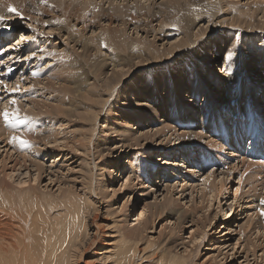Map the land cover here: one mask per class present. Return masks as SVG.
<instances>
[{
    "label": "bare ground",
    "instance_id": "bare-ground-1",
    "mask_svg": "<svg viewBox=\"0 0 264 264\" xmlns=\"http://www.w3.org/2000/svg\"><path fill=\"white\" fill-rule=\"evenodd\" d=\"M98 1H101V4H98ZM133 1L137 2L136 4L139 6V8L133 5L130 6L127 0H0V16H4L5 18L4 20L0 21V50L3 49L2 52H0V83L3 86H9L10 74L14 72L17 73V71L22 70L24 64L22 60L23 56H21L19 51L16 52L18 49H15L16 51L13 50L12 53H9L12 48L14 49L16 47L13 46L12 48H10V50L9 47H7L8 49H5L6 45L11 44L10 40L13 35L12 28L15 27L14 25H11V20L14 17H20V22H22L24 18H28V21L31 23L29 28H31V26L33 25V27H36L37 30L41 29L43 31L41 32L44 33L43 36H47V39L53 40L55 38H65V40H67V43L70 40V36L73 35L71 32V21L75 20L78 25L82 26L80 28L82 29L80 35H74L70 41L74 45H79V49L82 48V54L85 60V65L77 62L75 59L74 62L69 65L71 71H73L74 76L79 74V76H76L77 82H75L76 84H78V86L73 92V90L70 88L72 86V83L68 81H62V71H58L60 68L56 67L57 70L55 71L57 72V74L56 72H52L48 79H51L49 81L50 83H54L55 89H59L60 86L59 91H56V93H51L48 98L46 97L47 95L45 97L42 96L43 100H40V102L37 104V107L39 109L45 110V114H55L58 119H65V121L68 122V126L74 124V126L72 127H74L75 130L76 128L79 129L74 131L82 133L81 139L78 140L77 137H74V139L72 140L74 144H79L80 148H74V146H72V149L76 151L84 149L85 151L90 152V145H94V140H97V142L100 141V138L97 137L93 139V137L94 134H96L95 131L97 130L96 126L98 125V123L102 124L103 118L101 116L100 107L103 105V111V109H105V103L101 99L104 100L108 98L105 101L106 103H108L109 100L112 99L111 97L113 96L115 87L121 85L123 83L122 81L125 79H127L128 81L129 79H132V77H137L140 73L146 74L145 71L147 70V68L153 69L150 70L149 73H155L153 78L151 79L152 82H150V84L147 86V88H149V92L147 93V95L151 98L149 94L151 93L153 95L152 100H157L156 98L159 96L158 93L161 89L160 86L165 88L169 85L168 87H166V93L170 94L166 95V98H163V100L169 97L172 103L175 102V98H178L179 95L174 98L173 95L175 93L181 92L180 90L185 89V86H180L178 88L175 87V78L177 77L178 80L183 82L187 76V74L183 76L182 70L180 68H177V63L181 61V59L179 60V57L182 55V53H185V51L188 50L189 54L192 53V51L194 50L193 46L198 45L196 44L197 40L207 38L208 35L214 33L213 31L215 28L213 27L217 26L214 21L218 19L219 14L228 15L227 13H229L228 16H230V19L227 20L228 29L241 27L246 33H255L258 32L257 30L264 27V22L257 23V25H255L257 17H261L262 19H264V4L262 5V3L264 2L257 0H253L252 2H250V4L245 2L246 6L244 7L241 4L238 5L241 7H236L232 3L229 6L227 4H223L221 0H193L188 2H184V0H166V2L160 4L162 10H158V8L156 7L157 9L151 11L145 8V4L147 2H150L152 5V0H146L145 3H140L142 0ZM74 2L79 3L81 6L76 5ZM10 7L15 8L20 13V15L10 13L8 11ZM225 7H227L228 11L223 10ZM232 8H236V10L238 9L239 13L235 16H231V12L229 10H231ZM174 16H177V18L174 19ZM55 17L58 18L55 19ZM205 19H207L208 22L211 21V25L206 29L199 28L197 29L198 31L194 33V28L197 26H195V23H199L200 21ZM143 23L144 25L141 28ZM134 25L136 27H133L135 28L133 30L137 35L143 34L145 35L146 39L153 38L154 41L162 42L163 44L168 43V40H171L170 37H172L173 34H171L170 32L175 31L172 29H167L170 26L174 25L175 28L178 27L176 31L183 33V36L181 37V39L178 38V41L171 43L170 47L165 52H162L160 50H153L152 48H155L153 45L154 42L151 43L150 41H145L143 40V38H141L142 36L137 39H132L131 42H128L127 38H125V33H128L129 29ZM154 25L155 27H153ZM198 26L200 25L198 24ZM8 27H10V29H7ZM112 27L114 28L112 29ZM217 27H221V25ZM1 28H3L4 31H2ZM88 29L95 30L93 31V33H95L97 30L101 31V29L104 32L96 36L94 35V37L90 36L89 39L87 38L88 40L86 44L82 45L81 37L87 35L85 31ZM49 32L52 34H50ZM236 34L239 35L238 32ZM33 38L35 39V37ZM258 38L261 39L264 44V36L262 35L256 37L252 36L244 39L245 42L253 44V41H258ZM29 39L31 38L29 37L25 40L21 39L20 42L22 43L24 40L25 43L28 44L27 46H29V48L33 52L38 49V46L36 43H34L35 41L33 39ZM133 40H135V42H133ZM46 42L47 41H43L42 43L46 44ZM4 43H6L5 46ZM62 43V45H65V49H67L68 45H66L64 41ZM24 49L27 50V53L31 54L27 47H24ZM53 49H56V47H53ZM6 50L9 51L6 52ZM38 52L40 54L42 53V51ZM94 52L95 54L90 57V55ZM228 53L235 55V47H231ZM4 54L5 56H7L6 58L2 57ZM97 54H99V56H96ZM195 54V52L194 54L192 53V55H194L193 58H200ZM56 56L60 57V55L55 52V56L52 58V60L56 59ZM43 57L44 56L41 55L39 58L43 59ZM196 58H194V62L199 61ZM201 58L203 57L201 56ZM40 59L38 61H40ZM29 60L31 62V59H27L25 61L28 62ZM203 60H205V62L208 61L207 59ZM248 61L254 63V58L248 57L246 60V66H249L247 64ZM242 62L243 58L241 57L226 60L223 65V68H225L226 70H223V76L225 77V79L227 77V74L229 73L228 69L230 66H227L229 65L228 63H230L232 67L234 64L237 66L235 69V73L234 75L232 74V69L231 76L233 77L229 80H226L224 83L222 77H220V79H222L221 81L219 78H217L220 83L225 85V91L229 89L228 93L235 92L236 86H238V83L243 80L241 78L242 76L245 75L247 77V80L250 81V75L244 74L249 73L241 68ZM109 63H111L110 66L106 67V65ZM257 63L260 67L264 66V61L261 58L257 59ZM173 65H176V67L173 68ZM191 65L194 64L191 63ZM19 66L20 68L18 69ZM47 66L50 68L52 66V63L47 64ZM198 66L196 71L191 70L190 67L189 70L191 72L195 71L197 73L199 71ZM4 67H7V70H5V72L3 71ZM163 67L167 69H164ZM28 68L29 67H25V69ZM202 68L205 69L204 71L209 72V74L207 73V76H209V78L212 77V71L209 67L206 66V63H204ZM250 70L252 74H257V72L253 68H251ZM23 71H21L20 73V78L23 77L27 72L26 70L24 72ZM28 73H30L31 76V72ZM82 73L86 74L83 75ZM214 73L215 72H213V74ZM159 74H164V76H166L162 80L164 83L159 82V79H157ZM102 76H104L103 79L105 80L103 85L100 84V81L97 79H95L94 82L91 81L93 80V78H100ZM25 77L26 79L24 78V80H27L29 78L27 74ZM240 78L241 81H239ZM256 79L259 80L258 87L255 90L251 88V90H248V93L246 94H249V92L251 91L252 98L256 96L254 92H256L257 95L261 94V98L263 100V102H261V105L263 106L264 70H262L260 74L257 75ZM45 80L47 79H43V85L42 83L35 82L34 84L38 88L41 86L43 88H45V86L50 87V83L44 86ZM222 84L218 85L220 86ZM16 85L17 84H15V87ZM216 85L212 84L211 88H216ZM247 85L249 86L250 82H248ZM211 88L206 90L207 93H211ZM240 88L242 87L240 86ZM127 89L129 90V88ZM243 89L246 88L244 87ZM131 90L133 91V88ZM134 93H139V91H136ZM75 94H78L79 97L73 96ZM237 94L238 93H236L235 97L237 96ZM63 95L65 96L64 99L62 98ZM121 95L118 94L117 97H123V95L125 94H123L122 96ZM224 95L225 97L218 95V99L221 100L219 102V105L225 107L223 112L218 111L215 108L213 110L211 109L210 112L206 111V109L199 108L192 116V120L189 118V120L186 119L188 122L184 119L185 116H182V114L178 113L180 117L177 118V120L181 119V123L187 122L191 126H193V128L199 127L201 134L197 133V129H193L194 132L196 131V134L187 135L185 137L186 141H180V143H178L180 147H172L177 142H173V140L177 138V136L175 134V137L169 135L170 137L167 139V142L171 143L170 149L167 148L166 153H163V160H159L157 158L158 156L156 158L153 157L155 165H152V168H155L157 171H162L163 176L165 174V171L169 170L165 166L167 163H169V161L174 164L171 165V167L173 166L172 172L177 173V171L181 169L183 171L181 175L201 173L205 171L206 168H211L205 173V185L215 172L220 171L218 169H226L227 172L222 173H229L227 174V176H230L234 173L241 174L242 170H244L241 178H243L244 174L249 175V179L245 178V182L251 180L247 187H249V193L253 195L258 191L261 192L264 185V183L256 180L258 176L264 174V171H262L264 167V112L255 108L253 105H250V103H247L245 99L241 97L236 102V105L239 107V109H230L228 108V106L230 103L233 104V101L230 97H228V94ZM138 96L140 95L138 94ZM124 98L125 97H123V99ZM223 98L224 100H222ZM162 101L159 103L160 106H163ZM116 103L118 104V102ZM126 103L128 102L126 101ZM130 103L131 102L129 101V104ZM144 105H147V107H151L150 105L148 106V104ZM181 107L182 112L189 114L187 111L189 107L187 105H182ZM123 108L129 109L130 107H128L127 105V107ZM77 109H82V112L78 113L80 116L79 118L76 117ZM141 110L143 112H146L144 111V108H141L140 112ZM191 110L193 111L195 109ZM109 111L110 110L108 108V110L106 111L108 112V116H103L105 118V121H103V123L105 122V124L111 128L115 121L112 123V118L109 115ZM32 112L34 113L33 110ZM128 113L129 112L127 111L125 115ZM225 116H227L228 120L225 119ZM144 117L147 118L146 116ZM73 118H77L81 122L85 123L87 127L85 125L75 124ZM109 118L111 119L110 123ZM128 119L129 118H127L126 116L121 121L123 126L121 125V123L120 126L124 127L128 125L130 122H128ZM46 120L47 118H43V122H45ZM132 120V123L138 124L141 118L133 117ZM157 121L160 120L157 119ZM38 124L39 123L37 121L34 123L31 133L34 135L38 134L37 138L43 137V142L47 141V149H53V145L55 144H59L60 146L67 143L60 139V133L57 132L58 130L62 132V126L57 127L58 124H55L56 129L53 131V134L50 137H44L43 133L40 134L39 131L35 132ZM144 124L145 123L143 122L141 125ZM145 126L147 125L145 124ZM117 129L115 130V132H118L117 135L119 133H125L126 135L130 136V139L126 138L125 141L119 142V144H121V148H132L134 145H127V142L129 143L133 137L132 132L126 131V127L124 130ZM89 131L92 132V136L90 137V139L88 138ZM109 131L111 130L109 129ZM159 132L160 130H158L157 133ZM205 132L207 133L206 135H204ZM168 134L164 133L162 137H159H167ZM144 136L147 137L148 135ZM135 140L140 141L141 139ZM13 142L14 141L11 138H8L6 144L9 146H13ZM85 142L88 143L85 144ZM116 145L118 146V144ZM245 145H248V147L244 154H242V149L245 148ZM96 146V148L98 149L101 145L98 142ZM189 147H193V149H186ZM121 148L119 150H122ZM10 149H13L14 151H16V149L21 151L24 150V148H21L19 144H16V146ZM197 149H200V152ZM219 149H222L223 151H220ZM52 151L54 152V150H48L43 154L48 157L52 154ZM139 152L142 153V151ZM217 152L221 155H219ZM98 154L99 157H101L102 152ZM7 155V158L0 162V264H135L137 263V261H141L142 259L141 254H143V248H141V246H144L145 249H150L147 253H150V251L155 247L154 243L146 241V236L147 234H151V232L149 231H152L157 219L160 218V214L155 211L156 209H158V211H163V213H161L162 215H167L171 218H175L176 215H178L175 223V225H177V228L180 227L182 223L186 224V221H184V217L187 214L186 211H184V213L177 214L176 211L170 210L167 213L166 199L163 203L150 205L146 202V199H142L144 198L142 193H136V195H139L138 197L142 199V203L140 205L144 204V206L141 210L140 216L137 218L138 224L135 226V229L124 230L122 224L119 223H116L114 227L107 225L103 226V223L97 222V216H95L94 213H90L85 219L84 223H82V225L80 226L83 218L81 203L84 201H79L78 199L67 195V193L78 194L77 192L71 190L64 191L63 188H59L60 194L64 196L57 198L61 200V205L66 208V214L60 215L59 211H62V209L57 204L59 200L54 204H51L50 201L48 202V200L52 198V196L49 198L46 194H43L42 196L41 194L37 193L38 190L36 191V187H31L30 184L28 185L29 182L27 176L30 174L28 172V168H25V170H23L24 172L26 171L25 173L22 172V170L21 172L16 173L17 171L15 169L18 166L17 162L19 158H15L13 161L15 164L12 165L10 169H7V162L14 158L9 154ZM140 155L141 154H136L134 156L132 155L131 158L123 159L122 163L124 162V160L127 163L125 164L124 162L123 167L121 168V166L119 167L118 165L119 162L117 163V165L116 162H114V160L118 161L122 158L118 154L117 157L113 158L114 160L106 161L105 163L103 162L100 165V169L107 171V168H109L107 166L108 163L111 165L109 172L113 173L111 175H106V179H109L111 184H115L117 182L116 180L126 179V183L124 186L128 184V187H130L133 181H137L138 186L144 188L145 186H147V184L150 183L148 179L152 180V184L154 183L153 177L151 176V174H149L153 172V169L149 168L150 165L144 168L141 166V164L145 162H142L140 159H138V157H143ZM66 157L68 158V155ZM222 157L226 158L224 163H222ZM162 161H165V164L163 166H160L159 162ZM31 166L36 171L34 178V182L36 183L39 180V172L41 170V166L39 165V162L34 160L32 161ZM20 169H22V166H20ZM114 169L115 171H111ZM116 171L117 174H115ZM119 172H121L122 174L125 172L126 176L121 177V175H118ZM16 176H18L17 179ZM91 176L92 180L90 181V187L92 188V190L90 194H86L85 196H91L93 203L98 206L101 201L98 200L97 197L102 195L99 194L95 196L96 198L93 197L94 193L96 194V192L98 191V188L95 190L93 189L94 175L91 174ZM164 178H167V176H165ZM184 182L185 181H183L182 183ZM180 183L181 182H178V184ZM102 184L103 182L101 183V185ZM101 185L99 186V188L101 187ZM244 186L242 188H244ZM25 187H27V189ZM202 191L203 193L207 191V194L211 199L214 197L212 191L209 190L208 186H204ZM139 192H144V190H139ZM134 207L135 206H133V209ZM93 210H96V207H92L91 211ZM108 214L110 213L108 212ZM171 218H167L166 221L169 223H173V220ZM84 226L86 229L85 234H83ZM190 238L191 242H196L199 239L195 237V235H191ZM201 240L202 242L204 241L203 239ZM202 242H199V244L201 243L200 246L198 244L199 247L203 245ZM185 247L187 252V250L189 249V244H186ZM155 248L156 250L152 251L153 253L151 252L152 254L150 256L158 254L157 251H159V257H156L157 264H195L193 263L194 257L192 250L188 255L179 256L178 254L175 255L172 252L164 253L163 250L161 251V247L159 246ZM163 255H165V257L167 258L169 256H171L172 258L169 257V260H166ZM161 257H164L166 261L162 262L163 259H161ZM153 258L155 259V257Z\"/></svg>",
    "mask_w": 264,
    "mask_h": 264
},
{
    "label": "rangeland",
    "instance_id": "rangeland-1",
    "mask_svg": "<svg viewBox=\"0 0 264 264\" xmlns=\"http://www.w3.org/2000/svg\"><path fill=\"white\" fill-rule=\"evenodd\" d=\"M188 1H193V0H184V2H188ZM221 1L223 4H227L229 6L232 3L236 7H241L238 6L240 4L244 7L246 6V3L250 4V2H252L253 0H249V1L240 0L241 2L239 0H221ZM257 1L264 2V0H257ZM127 2H129L130 6L133 5L139 8V6L136 4L137 3L136 1L127 0ZM145 2L146 0H142L140 3H145ZM163 2H166V0H152V5L150 2H147L145 4L146 5L145 8L149 11L157 8L158 10H162L160 4H162ZM74 3L78 6H81L77 2ZM97 3L101 4V1H98ZM263 4L264 3H262V5ZM223 10L228 11L227 7H225ZM229 11L231 12L230 13L231 16H235L236 14L239 13L238 9L236 10V8L234 9L232 8ZM227 14L229 15V13ZM228 15L219 14L218 19L214 21V23H216L217 26L221 25V27H217V26L213 27L216 29V30L214 29L213 31L214 33L208 35L207 38L199 39L196 41V44L198 45L195 44L196 46H193L194 50L191 51L193 54L195 52L196 53L195 55H198V57H200V58L194 57L199 61L194 62L195 61L193 58L194 55H192V53L189 54L188 53L189 50L185 51V53H182V55L179 57V60L181 59V61L177 63V68H180L182 70L183 76L187 74L188 77L186 76L183 82L178 80L177 77L176 78L174 77L176 80V85H175L176 88L180 86H185V89L180 90L182 93L178 92L173 95V98L179 95L178 98H175V102L172 103L169 97L163 100V98H166L165 97L166 95L170 94V93H166V87H168L169 85L166 86L165 88L160 86L161 89L160 92L158 93L159 96L156 98L157 100H152L153 95L151 93H149L151 98L147 95V93L149 92L148 91L149 88H147V86L150 84V82H152L151 79L155 74L153 72L149 73V71L153 69H148V68L145 71L147 75L145 73H140L138 74L137 77L135 78L132 77V79H129L128 81L127 79L123 80L122 84L124 86L121 84L115 87L113 96L111 97L113 100L110 99L111 101L109 100V102L106 103L105 101L108 98L104 100L101 99L105 103L104 104L105 109H103V111L106 114L102 111L103 108L102 105L100 107L101 116L103 118L102 124L98 123V125L96 126L97 130L95 131L96 134H94L93 137V139L97 137L100 138V141L98 142L100 143L101 146L100 148L97 149L96 145L98 142L97 140H94V145L93 144L90 145L91 147L90 152L85 151L84 149H81L79 151L72 149V146H74V148H80L79 144L77 145L74 144L72 140L74 139V137H77L78 140H80L82 134L75 132L78 128H76L75 130L74 127H72L74 126V124L68 126V122L65 121V119H58L55 114L53 115L45 114V110H41L37 107V104L40 102V100H43L42 96L45 97L47 95L46 97L48 98V96H50L51 93H56V91H59L60 89V86L59 89H55L54 83H50L49 81L51 79H48L52 72H56L55 71L57 70L56 67L60 68L58 71L60 70L62 71V75H61L62 81H68L72 83V86L70 88L73 90V92L78 86V84H76L75 82H77L76 76H79V74L74 76L73 71H71L69 65L74 62V59L77 62H80L83 65H85V60L83 58L84 56L82 54V48L79 49L80 48L79 45H74L70 41L74 35H78V36L80 35V33L82 32V29L80 28L82 26L78 25V23L75 20L71 21L70 25H71V32L73 35L70 36V40L67 43V40H65V38H61V39L55 38L53 39L54 41L47 39L46 38L47 36H43L44 35V33H42L43 31L41 29L37 30V28L33 27V25L31 26V28H29L31 23L28 21V18H24L22 22H20V17H14L11 20L12 22L11 25L15 26L14 28L11 27L13 29V35L10 40L11 44L6 45L5 49H8L7 47H9L10 50V48H12L13 46L16 47L14 49L12 48L9 53H12L13 50L18 49L17 51L16 50L15 51L16 52L19 51L21 56H23L22 60L24 64L22 70L17 71V73L14 72L10 74L9 76L10 83L8 87L3 86L0 83V162L7 158L8 156L7 154L14 157L7 162L8 165L7 169H10L11 166L15 164L13 162L14 159L19 158L17 162L18 166L15 169L17 171L16 173L21 172V170L22 172H24L23 170H25V168H28L29 169L28 172L30 173L27 176L29 182L28 185L30 184L31 187H36V191L38 190L37 193L41 194L42 196L43 194H46L48 198L52 196V198L48 200V202L50 201L51 204H54L56 201L59 200L57 204L62 209V211H59L60 215L66 214L65 213L66 208H64L61 205V200L57 198L64 196L60 194L59 188H63L64 191L71 190L77 192L78 194L67 193V195H70L71 197L78 199L79 201H84L81 203L83 210L82 212L83 218L80 223V226L82 225V223H84L85 219L88 217L90 213L92 214L94 213L95 216H97L96 219L97 222L103 223V226L107 225L114 227L116 223H119L122 224L124 230H132L136 228L135 226L138 224L137 218L140 216L141 210L144 206V204L140 205L142 203V199H146V202L149 203L150 205L163 203L164 200L166 199L167 213L170 210L176 211L177 214L184 213V211L187 212V214L184 217L185 219L184 221H186V224L182 223L180 227L177 228V225H175V223L178 215H176L175 218H171L170 216L162 215L161 213H163V211L161 210L158 211V209H156L155 211L160 214V218L157 219L156 224L153 227L152 231H149L151 232V234H147L146 236L147 242L154 243L155 247L157 246L161 247V251L163 250L164 253L172 252L175 255L178 254L179 256L188 255L192 250L194 257L193 263L195 264H207V263L264 264V185L262 187L261 192L258 191L256 194L251 195L249 193V187H247V185L251 182V180L245 182V178H248L249 175L244 174L243 178H241L244 171L242 170L241 174L234 173L230 176H227V174L229 173H222V172H227L225 167H224L225 170L218 169L220 171L215 172L214 175L210 177L209 180L210 183L208 181L206 182V185H205V179H206L205 173L211 168H206L205 171L201 173L181 175L183 172L181 169L178 170L177 173L172 172L173 166L171 167V165L174 164H172V162L169 161V163L165 165L166 168L169 170L165 171L164 176L162 174V171H157L155 168H152V165H155L154 164L155 162L153 161V157L156 158L158 156L157 158L161 160L163 153L164 154L166 153L167 148L170 149L171 143L167 142V139L170 137L169 135H172L174 137L175 135L177 136V138L173 140V142L176 141L177 142L172 147H180L178 143H180V141L181 142L186 141L185 137L187 135H194L196 134V131L197 133L201 132L199 127L193 128V126L187 123L188 122L187 120L189 119L192 120V116L195 114L196 110L201 108V109H206V111L210 112L211 109L213 110L215 108L218 111L221 112L224 111L225 107L219 105V102L221 100L218 99L219 98L218 95L225 97L224 94H228V97H230L233 101V104L230 103L228 106V108L230 109L233 110L239 109V107L236 105V102L241 97L245 99L247 103H250V105H253L255 108L264 112V105L263 106L261 105V102H263L261 98L262 95L261 94L257 95V93L254 92L256 96L252 98L251 91L249 92V94H246L248 93V90H251V88L255 90L258 87L259 80L256 78L257 75L260 74L262 70H264V66L260 67L257 63V59L261 58L264 61V44L263 41L259 38L258 41L256 42L253 41V44L245 42L244 39L252 36L253 37L259 35L264 36V27L262 28L263 30L259 29L257 30L258 32L255 33H246L243 31V28L241 27L228 29L227 20L230 19V16ZM57 18L58 17H55V19ZM175 18H177V16H174V19ZM206 20L207 19L202 20L199 23H195V26L196 25L197 26L196 27L194 26L195 27L194 33H196L198 31L197 29L199 28L206 29L211 25L210 24L211 21L208 22V20L207 21ZM261 22H264V19H262L261 17H257L255 25ZM198 24L202 27L198 26ZM143 25L144 23L142 24L141 28L143 27ZM173 26L170 27L167 26L168 28L166 27L167 29L175 30L173 32L172 31L170 32L173 35L172 37H170L171 40H168L169 41L168 43L163 44L162 42L154 41L153 38L146 39L145 35L143 34L137 35L136 32L133 30L135 29L133 27H136L135 25L129 29L128 33L127 32L125 33V38H127L128 42H131L132 39H137L142 36L141 38H143V40L150 41L151 43L154 42L153 45L155 48H152L153 50H160L162 52H165L170 47L171 43L178 41V38L181 39V37L183 36V33L176 31L178 27L175 28V26L174 27ZM153 27H155V25ZM113 28L114 27H112V29ZM7 29H10V27H8ZM1 30L4 31L3 28H1ZM93 31L95 30L88 29L85 31L87 35L81 37L82 45L86 44L90 36L94 37V35L96 36L104 32L102 29L101 31L97 30L95 33H93ZM237 32L239 33V35L236 34ZM29 37L33 39L35 41L33 42L36 43L38 46V49L33 52L31 51L29 46H27L28 44L25 43L24 41ZM33 37H35V39ZM21 39H24L23 40L24 43L20 42ZM42 40L47 41L46 42L47 45L43 44ZM63 41L66 43V45H68L67 49H65V45H62ZM133 42H135V40H133ZM18 43L21 44L19 45ZM5 44L6 43H4V46ZM52 46L56 47V49H53ZM24 47H27L29 49V52H31V54L27 53V50L24 49ZM231 47H235V55L231 54V59L237 57L243 58L241 68L249 73V74L247 73L244 74L250 75V81H248L247 77L243 74L244 76H242L241 78L244 81L243 80L241 81L240 78L239 81L241 82L238 83V86H236V90L234 93H228L229 89L225 91L224 90L225 85L220 83V81L222 80L220 79V77L223 78V83L226 80L231 79L233 77L231 76L232 69H233L232 74L234 75L235 69L237 67L235 64L232 67V65L228 63L229 65L227 66H230L228 72L230 74L228 73L225 79V77L223 76V72L226 70L225 68H223V65L225 61L229 59L228 52L230 51ZM2 50L3 49H1L0 52H2ZM9 50H6V52ZM38 51L40 52L42 51L43 54L42 53L40 54ZM55 52L58 53L60 57L56 56V59L52 60V58L55 56ZM38 53L40 54V56L41 55L44 56L43 59L39 58L40 56ZM94 54L95 52L91 54L90 57H92ZM96 56H99V54H97ZM201 56L203 58H201ZM2 57L6 58L7 56H5L4 54ZM248 57L254 58V63L248 61L247 64L249 66H246V60ZM25 58L31 59V62L30 60L28 62L25 61L27 60ZM39 59L40 61H38ZM203 59H207L208 61L205 62V60ZM49 63H52V66L50 68L47 66V64ZM191 63H193L194 65H191ZM204 63H206V66L209 67L210 70L212 71V77L210 78L209 76H207V73L209 74V72L204 71L205 69L202 68ZM110 64L111 63L107 64L106 67L110 66ZM197 66L199 67V71H198L199 73L195 72ZM25 67H29V68L25 69ZM175 67L176 65H173V68ZM189 67L191 68V70H195L193 71L194 73L189 70L190 69ZM19 68L20 66L18 67V69ZM251 68H253L257 72V74L256 73L252 74L250 70ZM23 69L24 71L25 70L27 71L26 74L29 77L27 80H24V78L26 79L25 77L26 74L20 78V73L21 71H23ZM5 70H7V67L6 68L4 67L3 71L5 72ZM28 72H31V76L30 73ZM32 72L37 73V75L33 76ZM213 72L215 73L213 74ZM86 73H82V74L85 75ZM164 77H166L164 76V74H159L157 79H159V82L164 83L162 81ZM45 78L47 80H45L44 86L50 83L51 84L50 87L45 86V88H43L41 86L38 88L34 84L35 82V83H42L43 85V79ZM103 78L104 76L100 78H93V80L91 81L94 82V80L97 79L100 81V84L103 85L105 81ZM217 78H219L220 81H218ZM248 82H250L249 86L247 85ZM15 84H17L16 87ZM212 84L213 85L217 84L216 88L215 87L211 88ZM218 84H222V85L219 86ZM240 86L242 88H240ZM208 87L211 88L210 89L211 93H207L206 90L209 89ZM244 87L246 89H243ZM127 88H129V90ZM132 88L133 91L131 90ZM136 91H139V93H134ZM120 92L122 93V95L125 94L123 95V97H125L124 99L123 97H119V96L117 97L118 94L121 95ZM236 93L238 94L235 97ZM138 94L140 96H138ZM73 96L79 97L78 94H75ZM62 98L64 99L65 96L63 95ZM13 99L17 101L16 105H12L11 100ZM139 100L141 101V103ZM222 100H224V98ZM126 101L128 103H126ZM129 101L131 102L130 104ZM161 101L163 106L159 105ZM116 102H118V104ZM144 104H148V106L150 105L151 107H147V105ZM127 105L132 109L129 108L130 109L129 110L123 108V107H127ZM182 105L185 106L187 105L189 107V109L187 110L189 114H186L181 111ZM108 108L110 110L109 115L112 118V123L115 121V123H113V126H111V128L108 127L105 124V122L103 123V121H105L104 117L106 115L108 116L107 114L108 112H106ZM141 108L142 109L144 108V111L146 112H143L142 110L140 112ZM31 109L34 111V113L32 112ZM191 109H195V110L192 111ZM133 110L138 112H134ZM4 111L18 112V116L21 119H26L27 123L20 125L10 124L9 122L4 120L3 117ZM127 111L131 113L130 114L128 113L129 115L128 114L125 115ZM79 112H82V109H77V113H76L77 118L80 117L78 114ZM178 113L182 114V116H185L184 119L185 120L187 119L186 123H181V119L177 120V118L180 117ZM124 116L125 117L127 116V118H129L128 122L129 121L130 122L128 125L122 127L123 125L121 121L125 118ZM144 116H146L147 118H145ZM133 117L135 118L139 117L141 118L142 121L140 120L138 124L132 123ZM43 118H47V120L43 122ZM77 118H73L75 124L85 125V123L81 122ZM157 119L160 121H157ZM225 119L228 120L227 116H225ZM34 121L35 122L37 121L39 123L36 127L35 132L39 131L40 134L43 133L44 137H50L53 134V131L56 129L55 124H58L57 127L62 126L63 127L62 132L59 130L57 132L60 133V139L67 143H65V145H60V146L59 144L58 145L55 144L53 145L54 146L53 149H47L46 148L47 141L43 142V137L37 138L38 134L34 135L31 133L32 127L35 123ZM110 121L111 119L109 118V123ZM143 122L147 126H145V124L141 125ZM120 123L122 126H120ZM114 125L116 129L118 128L117 130L120 129L124 130L126 127L127 128L125 129L126 131L132 132L133 137L129 143L127 142V145L129 146H131V144L134 145L132 148L129 149L121 148V144H119V142L125 141L126 138L130 139V136L126 135L125 133H121V134L119 133L117 135L118 132H115L116 129ZM109 129L111 131H109ZM193 129L194 130L197 129V130L194 132ZM158 130H160L159 133H157ZM164 133L167 134L169 133V134L167 135V137H163L164 138L163 139L161 137ZM206 134L207 133L205 132L204 135ZM144 135H148V136L145 137ZM14 136L28 141L31 147L26 148L22 151L18 149H16V151L10 149L16 146V144H19L18 141L13 142V146H9L6 144L7 139L8 138L12 139ZM91 136H92V132L89 131L88 138L90 139ZM135 139H141V140L136 141ZM87 143L88 142H85V144ZM116 144H118L119 148ZM246 146L247 145H245V149H243L242 152L246 151ZM135 147L137 150L135 149ZM120 148L123 151L119 150ZM186 149H193V147H189ZM48 150H54V152L52 151L51 152L52 154L46 157L43 153H46ZM197 150L200 152V149ZM219 150L223 151L222 149ZM139 151H142V153H140ZM100 152H102L101 157H99L98 154ZM118 154L122 158L119 159L118 161H115L113 158L117 157ZM136 154H141L140 156L144 157V158L138 157V159H140L142 162H145L141 164L143 168L150 165L149 168L153 169V172L149 174H151V176L153 177L154 183L152 184V180L148 179L150 183L147 184V186H145L144 188H141L138 186L137 181H133L132 185L128 187V184L124 186L126 183V179H119L116 180L117 182L115 184H111L110 180L106 179V175H111L113 173V172H109L111 165L108 163L107 166L109 168H107V171L101 170L100 165L103 162L105 163L106 161L114 160V162H116V165L119 162L118 165L119 167L121 166L122 168L123 163L124 162L125 164L127 163L125 160L122 163L123 159L131 158L132 155L134 156ZM218 154L221 155L220 153ZM67 155L68 158L66 157ZM222 158H223L222 163H224L226 158L225 157ZM33 160L39 162V165L41 166V170L39 172V180L36 183L34 182L36 171L31 166ZM159 163L160 166H163L165 164V161ZM20 166H22V169H20ZM111 171H115V169ZM262 171H264V167ZM125 172L123 174L119 172L118 175H121V177H125L126 176ZM91 174L94 175L93 189L95 190L98 188L97 189L98 191L96 192V194L94 193L93 197L96 198L95 197L96 195L99 194L102 195L97 197L98 200L101 201L98 204L99 207L93 203L91 196H85L86 194H90L92 190V188L90 187V181L92 180ZM115 174H117V171L115 172ZM165 176H167V178H164ZM17 178L18 176H16V179ZM96 178H97V182H96ZM256 180L257 181L259 180L261 183H264L262 182L264 181V174L258 176ZM183 181L185 182L182 183ZM102 182L103 184L101 185ZM178 182L181 183L178 184ZM100 185L101 187L99 188ZM204 186L206 187L208 186L209 190L212 191V194L214 196L212 199L207 194V191L203 193L202 190ZM243 186L244 188H242ZM25 188L27 189V187ZM139 190H144V192H139ZM136 193L138 194L142 193L144 198L140 199V197H138L139 195H136ZM133 206H135L134 209ZM92 207H96V210L91 211ZM108 212L110 214H108ZM167 218H171L173 220V223L167 222L166 221ZM85 232L86 229L84 226L83 234H85ZM191 235H195V237L199 239L196 242L194 241L191 242V238H190ZM201 239H203L204 241L202 242ZM200 241L203 244L201 245V247H199L201 244V243L199 244ZM186 244H189V249L187 250V252L185 247ZM155 247L153 248V250L150 251V253H147L150 249L149 248L145 249L144 246H141V248H143V254H141L142 259L141 261H137V263L135 264H157L159 251H157L158 254L154 256H150L153 253L152 251L156 250ZM163 256L165 257V255ZM153 257H155V259ZM164 257L163 258L161 257V259H163L162 262L166 261L167 259L169 260V257L171 256H169L168 258L165 257L166 260L164 259Z\"/></svg>",
    "mask_w": 264,
    "mask_h": 264
},
{
    "label": "snow or ice",
    "instance_id": "snow-or-ice-1",
    "mask_svg": "<svg viewBox=\"0 0 264 264\" xmlns=\"http://www.w3.org/2000/svg\"><path fill=\"white\" fill-rule=\"evenodd\" d=\"M8 11L10 13H15L16 15H20V13L15 8L10 7L8 9ZM4 19H5L4 16H0V21H2ZM229 59H231V53H229ZM35 75H37V73H33V76H35ZM11 103H12V105H16L17 101L15 99H13V100H11ZM3 117H4L5 121L9 122L12 125H20V124L27 123L26 119H21L18 116V112L4 111ZM12 139H13L14 142L18 141V143L21 146V148L26 149V148L31 147V145L28 143V141H26V140H24L22 138L14 136Z\"/></svg>",
    "mask_w": 264,
    "mask_h": 264
}]
</instances>
